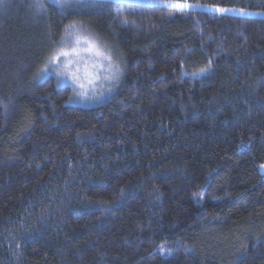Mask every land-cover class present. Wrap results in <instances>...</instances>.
Masks as SVG:
<instances>
[{
  "label": "trees",
  "instance_id": "obj_1",
  "mask_svg": "<svg viewBox=\"0 0 264 264\" xmlns=\"http://www.w3.org/2000/svg\"><path fill=\"white\" fill-rule=\"evenodd\" d=\"M60 2L0 0V264H264V16ZM73 24L123 61L99 105L47 73Z\"/></svg>",
  "mask_w": 264,
  "mask_h": 264
},
{
  "label": "rangeland",
  "instance_id": "obj_2",
  "mask_svg": "<svg viewBox=\"0 0 264 264\" xmlns=\"http://www.w3.org/2000/svg\"><path fill=\"white\" fill-rule=\"evenodd\" d=\"M121 1V0H115ZM123 1V0H122ZM128 2L135 3H147V4H159L167 7L179 8L182 10H197V9H208L210 11L216 12L218 14H235L242 16H264V13L257 11H248L244 9L238 8H223L229 9L227 12H220L218 9L220 7H212V6H202L191 4L187 2H174V1H165V0H125ZM187 3L190 5L188 8L178 7L180 4ZM234 10V11H233ZM79 26V25H78ZM69 30V28H68ZM79 32L82 36L89 37L92 39L98 46L102 53L105 55L111 56V63L119 67V72L116 73L115 78H110L112 73L108 71L109 61L104 58L103 55H97L95 52L88 51V45L85 43H81L78 46V52L71 53V55L67 58L62 57V63L56 67L51 66L48 69V75H53L59 84H67L72 88V96L69 99V104H77L83 106H94L103 103L106 99L112 96L118 89L123 75V61L120 57L116 55L115 51H112L109 46L104 44L102 40L93 34L89 33L86 29L79 27ZM67 33V32H66ZM61 40V44L59 47L67 46V49L71 51L73 47H76L74 39H70L67 35ZM72 60V64L70 68L66 71L68 74L60 75V71L57 70H65L63 68V62L67 60ZM75 73L79 78V82L72 79L71 74ZM81 84L83 87H81ZM261 172L264 174V164L260 166Z\"/></svg>",
  "mask_w": 264,
  "mask_h": 264
},
{
  "label": "snow or ice",
  "instance_id": "obj_3",
  "mask_svg": "<svg viewBox=\"0 0 264 264\" xmlns=\"http://www.w3.org/2000/svg\"><path fill=\"white\" fill-rule=\"evenodd\" d=\"M52 2L54 4H56L58 7H61V8L67 6L66 3H61L60 0H52ZM100 2H102V0H100ZM36 6L37 7H42V5H39V4H37ZM178 7L188 8V7H190V5L187 4V3H184V4L178 5ZM218 11H220V12H227V11H230V10L229 9H223V8H221V9H218ZM79 27L80 26H78L76 24L70 25V26H68L69 30L66 33V35H67L68 38L74 39V42H75L76 47H73L71 49V51H69L67 49V46L66 45L65 46H62V47H58L48 57V61H47L48 65H51L53 67H56V66H58V65H60L62 63V61H61V58L62 57L67 58V57H69L71 55V53H76L78 55L79 54V52H78V46L83 42V43H85V44H87L89 46L88 49H87L88 51L95 52L97 55H103L104 58L109 61L108 71L110 73H112V75H111L110 78H115L116 73H118L119 70H120L119 67L111 63V56L105 55L104 53H102L100 51V49H99V46L92 39H90L89 37H86V36H82L80 34V32H79ZM71 64H72V60H70V59L67 60V61H65V62H63V68L65 70H60L59 68L57 69V70L60 71V75H66V74H68L66 70L68 68H70ZM45 71H47V66L45 68ZM71 76H72V79L73 80L79 82V78L77 77V75L75 73H72ZM81 87H83L82 84H81Z\"/></svg>",
  "mask_w": 264,
  "mask_h": 264
}]
</instances>
